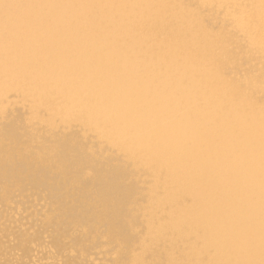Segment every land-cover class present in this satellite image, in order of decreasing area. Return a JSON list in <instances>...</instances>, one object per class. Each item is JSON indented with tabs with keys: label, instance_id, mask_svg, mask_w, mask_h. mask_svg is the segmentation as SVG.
<instances>
[{
	"label": "bare ground",
	"instance_id": "obj_1",
	"mask_svg": "<svg viewBox=\"0 0 264 264\" xmlns=\"http://www.w3.org/2000/svg\"><path fill=\"white\" fill-rule=\"evenodd\" d=\"M0 264H264V0H0Z\"/></svg>",
	"mask_w": 264,
	"mask_h": 264
}]
</instances>
